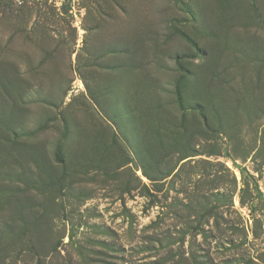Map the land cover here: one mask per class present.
Instances as JSON below:
<instances>
[{"label":"rangeland","instance_id":"374dc122","mask_svg":"<svg viewBox=\"0 0 264 264\" xmlns=\"http://www.w3.org/2000/svg\"><path fill=\"white\" fill-rule=\"evenodd\" d=\"M0 264H264V0H0Z\"/></svg>","mask_w":264,"mask_h":264},{"label":"trees","instance_id":"16d2710c","mask_svg":"<svg viewBox=\"0 0 264 264\" xmlns=\"http://www.w3.org/2000/svg\"><path fill=\"white\" fill-rule=\"evenodd\" d=\"M238 171H239V173H240L242 179H243V178L245 179L246 173H245L244 169L238 168Z\"/></svg>","mask_w":264,"mask_h":264}]
</instances>
